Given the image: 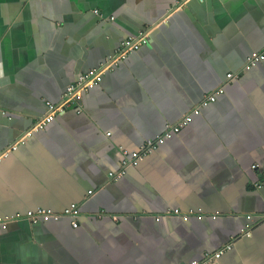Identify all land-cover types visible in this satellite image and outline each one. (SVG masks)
<instances>
[{"label":"crops","instance_id":"obj_1","mask_svg":"<svg viewBox=\"0 0 264 264\" xmlns=\"http://www.w3.org/2000/svg\"><path fill=\"white\" fill-rule=\"evenodd\" d=\"M141 36L78 107L0 158V219H11L0 264H188L228 244L210 264H264V60L226 80L264 49V0H0V151ZM218 87L188 125L108 177L123 151ZM70 204L76 228L26 218Z\"/></svg>","mask_w":264,"mask_h":264},{"label":"built area","instance_id":"obj_2","mask_svg":"<svg viewBox=\"0 0 264 264\" xmlns=\"http://www.w3.org/2000/svg\"><path fill=\"white\" fill-rule=\"evenodd\" d=\"M145 36L138 37L136 39L130 37L127 39H124L120 42L119 48L117 51L110 57H108L103 63H101L98 67L92 68L88 70L85 73L78 74L75 81L68 85L61 97V101L58 104H52L47 103L46 114L26 133H23L15 143L10 146L5 151L0 152V158L6 156L7 152L10 150L16 149L18 145H23L26 141V137L30 136L32 133H37L41 130H43L48 123L53 119L54 115L57 113H61L65 111L67 108L71 106L78 107L79 103V97L81 92L87 91L88 89L98 85L102 79V76L105 72L111 71L114 67L118 65V63L125 59L126 54L139 47L142 44H145L147 41L145 39ZM264 60V49L257 52L250 53L245 61L241 69L238 73H228L226 75V80L230 81V79L235 78L239 76V73H241L243 70L250 69L254 67L256 64L262 62ZM223 93V88L218 87L213 92L208 93L204 96L202 101L196 105L194 108L191 109L189 113L182 116L176 123L167 125L166 129L164 130L163 134L161 136L156 137L155 139H148L146 140L143 145L139 148V150L132 152L130 155H128L125 151L122 152L123 156V170H120L115 173H109L108 177L112 180L119 179L124 174V169L127 166H136L138 161L147 155L148 153L154 151L159 145H161L166 139L171 138L173 135L177 134L183 127L188 125L193 116H197L200 114V109L202 107H205L209 103H212L215 101L216 97L218 95H221ZM80 110H77V113H79ZM252 168L254 169L255 166L253 165ZM259 187V185H257ZM87 194H91V191H88ZM81 212L79 209V206L77 204H70L69 206L65 207L60 213H54L49 209H42L37 208L32 212H29L27 214V219L31 223H35L37 221H43L46 222L50 219L57 220L59 218H68L70 219V224L73 228H76L78 226L77 219L80 217ZM189 216H194L196 219L200 220L203 218L202 213H187L182 214L180 217L183 220H187ZM212 218L214 219L215 216L212 215ZM11 219L8 217H5L3 219H0V231L6 229L7 224L9 223ZM247 234V233H245ZM230 245H225L218 251L212 253V254H205L202 260H194L191 263L188 264H210L212 259L218 258L224 251L229 250Z\"/></svg>","mask_w":264,"mask_h":264},{"label":"water","instance_id":"obj_3","mask_svg":"<svg viewBox=\"0 0 264 264\" xmlns=\"http://www.w3.org/2000/svg\"><path fill=\"white\" fill-rule=\"evenodd\" d=\"M102 63H103V62H102ZM98 66H99V65H98ZM25 144H26V141H25V143H24L23 145H25ZM23 145H18V146L16 147V149L8 151L7 154H6V156L1 157V159L7 157L10 153L16 151V150L18 149V147L23 146ZM2 151H3V150H1L0 152H2ZM1 159H0V160H1ZM80 212H81V211H80Z\"/></svg>","mask_w":264,"mask_h":264}]
</instances>
